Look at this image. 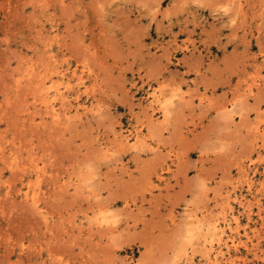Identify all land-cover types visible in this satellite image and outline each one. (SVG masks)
<instances>
[{
	"label": "rangeland",
	"instance_id": "obj_1",
	"mask_svg": "<svg viewBox=\"0 0 264 264\" xmlns=\"http://www.w3.org/2000/svg\"><path fill=\"white\" fill-rule=\"evenodd\" d=\"M0 264H264V0H0Z\"/></svg>",
	"mask_w": 264,
	"mask_h": 264
},
{
	"label": "bare ground",
	"instance_id": "obj_2",
	"mask_svg": "<svg viewBox=\"0 0 264 264\" xmlns=\"http://www.w3.org/2000/svg\"><path fill=\"white\" fill-rule=\"evenodd\" d=\"M62 96H63V93H62ZM63 98V97H62ZM50 108V107H49ZM53 116V115H52ZM54 124V123H53ZM28 194V193H27ZM29 201V200H28ZM38 201V200H37ZM193 218V217H192ZM198 218V217H197ZM193 221V220H192ZM198 222V221H197ZM207 227V226H206ZM213 228V227H212ZM202 229V228H201ZM200 229V230H201ZM219 231V230H218ZM204 232V231H203ZM211 232V231H210ZM223 232V231H222ZM220 234V233H219ZM212 241V240H211ZM205 242V241H204ZM218 250H220V249H218Z\"/></svg>",
	"mask_w": 264,
	"mask_h": 264
}]
</instances>
